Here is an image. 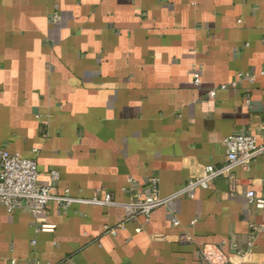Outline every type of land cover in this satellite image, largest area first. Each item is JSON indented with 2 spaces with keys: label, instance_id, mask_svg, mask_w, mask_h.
<instances>
[{
  "label": "crops",
  "instance_id": "0c3cea01",
  "mask_svg": "<svg viewBox=\"0 0 264 264\" xmlns=\"http://www.w3.org/2000/svg\"><path fill=\"white\" fill-rule=\"evenodd\" d=\"M263 70L264 0H0V146L35 159L60 193L123 204L157 176L168 197L223 163L225 137L257 133ZM239 73L254 82L219 89ZM234 173L236 197L219 178L122 226L121 205L50 203L41 219L56 227L41 232L0 203V264H210L214 247L230 264H264V211L244 195L264 194V156Z\"/></svg>",
  "mask_w": 264,
  "mask_h": 264
},
{
  "label": "built area",
  "instance_id": "2783aa9c",
  "mask_svg": "<svg viewBox=\"0 0 264 264\" xmlns=\"http://www.w3.org/2000/svg\"><path fill=\"white\" fill-rule=\"evenodd\" d=\"M52 20L57 22L59 15L54 13ZM264 75V70L261 72ZM194 85L201 83L200 71H194L192 74ZM254 76H243L239 73L236 79L228 85H221L219 89L228 87H237L243 82L253 83ZM216 90L213 89L207 94V100H213ZM248 111H253L256 104L247 94L243 101ZM256 134L234 133L225 137L222 141L224 147V161L220 165H205L196 175H192L187 183L178 191L168 197H161L159 194V178L151 176L147 181V190L144 196H141L135 189H130V199L126 203L116 202L110 193H105L103 198L99 197L102 190L96 191L90 198H78L72 196L68 190L63 193L58 192L54 185H41L39 182L40 174L38 172L35 159H28L12 154L7 149L0 146V203L11 213L27 209L35 222L39 224L38 230L41 232L52 233L55 225L41 219V216L50 203H54L58 208L65 209L74 204L95 205V206H117L124 208V221H131L138 216H143L146 221L150 214L158 207L168 205L180 198L186 197L193 199L197 189H208L215 180L223 178L227 184V193L231 197H236L240 193V180L236 177L234 170L238 167L247 170L250 164L264 156V119L256 129ZM34 152H37L34 149ZM50 180L57 182L59 174L57 171H50ZM129 182H133L132 179ZM248 203L257 210L264 211V194L257 195L253 190L244 193ZM170 222L173 226L179 225V220L174 209H170ZM255 232L257 229L251 227ZM141 228H138L140 231ZM107 231L114 233L115 229ZM184 241H189L187 235L183 237ZM249 242L248 245H251ZM236 255L243 257L244 250L238 245H231ZM202 261L210 264H230V258L223 255L219 249L212 248L210 252L203 251Z\"/></svg>",
  "mask_w": 264,
  "mask_h": 264
}]
</instances>
